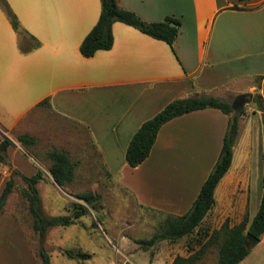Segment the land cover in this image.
Returning <instances> with one entry per match:
<instances>
[{
    "label": "crops",
    "instance_id": "crops-1",
    "mask_svg": "<svg viewBox=\"0 0 264 264\" xmlns=\"http://www.w3.org/2000/svg\"><path fill=\"white\" fill-rule=\"evenodd\" d=\"M117 3L146 22L179 18L175 52L166 42L118 21L112 26L113 46L91 57L80 52L90 31L81 36L54 31L32 50H19L20 62L13 69L1 65L0 58V141L12 142L7 162L0 163V192L14 175L38 172L43 174L39 182L58 185L47 152L62 148L75 164L73 182L83 180L89 167L126 189L139 207L183 215L220 158L230 115L205 108L167 121L148 158L136 167L126 161L132 137L176 99L205 94L227 100L228 94L264 93V0ZM252 129L240 125L232 164L206 216L212 229L225 222L235 226L245 217L250 224L259 210L264 137L261 127ZM23 134L35 137L36 144L26 149L17 141ZM7 258L0 257V264ZM19 261L38 264L36 257ZM239 264H264V234Z\"/></svg>",
    "mask_w": 264,
    "mask_h": 264
},
{
    "label": "rangeland",
    "instance_id": "rangeland-1",
    "mask_svg": "<svg viewBox=\"0 0 264 264\" xmlns=\"http://www.w3.org/2000/svg\"><path fill=\"white\" fill-rule=\"evenodd\" d=\"M5 1L19 24V30H16L0 5V58L4 61L1 65L5 67L6 64L8 69L19 64L21 56L18 53L21 50L24 53L32 50L38 40L45 39L47 33L69 31L81 36L89 32L101 12V0ZM258 91L252 92L253 96ZM235 97L228 94L227 100L232 102ZM244 108L240 125L251 133L252 128L258 132L262 128V113L252 112L256 108L253 99ZM28 154L33 156L31 150ZM33 160L39 159L34 157ZM88 169L90 173L80 177L83 180L72 182L67 187L39 182L45 216L74 215L77 210L75 204L86 207L75 224L48 228L43 242L33 229L29 205L22 195L26 183L20 176H13L14 189L0 215V257H8L2 264H21L19 258L25 263L26 257H36V262L40 264L38 250L41 243L51 255V264H172L177 255L187 256L198 249L197 239L209 227L211 233L212 226L206 219L198 228L200 233L202 230L201 235L196 232L176 241L165 239L151 246L143 245L140 240H148L159 231L166 215L139 207L126 189L115 181L103 180V176ZM81 192L102 195L97 210L77 198ZM218 248L217 245L209 246L196 264H220ZM67 250L88 253L90 257L71 258L65 253Z\"/></svg>",
    "mask_w": 264,
    "mask_h": 264
},
{
    "label": "trees",
    "instance_id": "trees-1",
    "mask_svg": "<svg viewBox=\"0 0 264 264\" xmlns=\"http://www.w3.org/2000/svg\"><path fill=\"white\" fill-rule=\"evenodd\" d=\"M0 5L10 17L14 28L19 30L18 20L8 3L5 0H0ZM234 8L238 7L234 6ZM118 21L130 25L155 39L166 42L175 52L174 45L181 27L179 18L167 16L161 21L146 22L136 13L120 8L117 0H101L99 19L83 39L80 45L81 54L84 57H91L100 50H109L114 43L112 26ZM21 32L19 31V33ZM38 45L39 42L37 41L34 47ZM47 103L48 100L46 99L41 104ZM253 103L256 105L255 110L262 112L261 125L264 137V93H255ZM205 108H217L230 115L228 131L224 138L220 158L205 180L191 209L183 215L166 214L160 230L150 239L140 240L143 245L151 246L165 239L176 241L185 236H192L196 232L201 235L202 230L200 233L198 228H201L208 212L215 204V189L232 164L234 146L239 134L240 117L245 113V108L242 109L241 113L232 114L231 101L205 94L176 99L166 105L154 117L146 120L134 134L127 147L126 161L131 167H136L148 158L156 142L159 130L167 121L185 113ZM17 141L27 148L37 142L35 137L28 134L18 136ZM10 144L12 142L7 138L0 141V163L7 162L6 151ZM47 156L52 161L49 172L55 182L61 187L70 185L74 180L75 164L71 161L68 151L62 148H54L47 152ZM262 157L264 161V152ZM16 173L18 172L15 171L14 174ZM21 176L26 183V188L22 190V195L28 202L29 211L33 219V229L39 235L41 242H43L48 228L75 224L76 219L86 211L85 206L75 204L77 210L74 215L45 216L42 212V199L38 189V183L43 178V174L38 172L33 176ZM14 185V180L11 178L6 181L2 189L0 194V215L10 194L13 192ZM101 197L100 193L94 192H81L77 195L78 199L83 200L94 210H97V203L100 202ZM248 222L247 217L232 227L228 222H225L219 228L212 229L211 233H209L210 227H207L205 234L202 233V236L197 239L199 248L193 250L187 256L177 255L172 264H196L205 254L208 247L212 245L219 247L218 260L220 264H239L245 259L255 244L248 240V235L251 234L259 241L264 234V175L263 195L259 210L252 222L250 224ZM65 253L71 258L90 257V254L82 252L75 253L67 250ZM38 256L41 259L40 264H51V255L42 243L38 250Z\"/></svg>",
    "mask_w": 264,
    "mask_h": 264
},
{
    "label": "water",
    "instance_id": "water-1",
    "mask_svg": "<svg viewBox=\"0 0 264 264\" xmlns=\"http://www.w3.org/2000/svg\"><path fill=\"white\" fill-rule=\"evenodd\" d=\"M252 99H253L252 92L240 93L236 95L234 100L231 102L232 109L236 113H239L242 111L243 107L246 104H250L252 102ZM248 240L252 241L253 243H256L258 241V239L252 236L251 234L248 235Z\"/></svg>",
    "mask_w": 264,
    "mask_h": 264
}]
</instances>
